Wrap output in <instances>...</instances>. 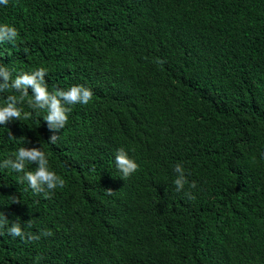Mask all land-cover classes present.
<instances>
[{
    "label": "trees",
    "instance_id": "obj_1",
    "mask_svg": "<svg viewBox=\"0 0 264 264\" xmlns=\"http://www.w3.org/2000/svg\"><path fill=\"white\" fill-rule=\"evenodd\" d=\"M0 24L13 79L44 67L50 93L94 92L59 133L31 89L29 118L0 125V164L41 147L66 181L45 198L0 167V264H264V0H9ZM178 162L195 189L176 191ZM17 219L53 235L11 236Z\"/></svg>",
    "mask_w": 264,
    "mask_h": 264
},
{
    "label": "clouds",
    "instance_id": "obj_2",
    "mask_svg": "<svg viewBox=\"0 0 264 264\" xmlns=\"http://www.w3.org/2000/svg\"><path fill=\"white\" fill-rule=\"evenodd\" d=\"M9 0H0V5L7 6ZM19 33L14 26L7 24H0V43H12L15 45L16 39ZM27 54L28 49H24ZM158 63H163L161 60H157ZM48 70L44 67H40L31 73H22L12 78L11 72L3 66L0 62V94L14 90L19 92L20 95H8L4 99V106H0V125H6L12 120L28 119L30 113L25 112L22 105L25 98L29 97V89H31V98L27 100V107L36 111H46L44 121L47 124L48 129L53 133H59L68 123L69 113L71 112V105L75 104H89L94 96V92L90 88H86L82 85H75L67 90H56L54 92L48 91V85L45 81ZM10 139H16L12 133L8 132ZM58 140V135L53 134L48 143L55 144ZM13 158L5 159L0 167L11 168L16 172H24L21 182L27 181L29 188L34 194L45 195L48 198V194L57 188H63L66 185L65 179L58 175L54 170L49 167V158L45 152L40 148L32 147H20L16 153L13 154ZM26 164H35L37 167L34 171H25ZM115 166L122 173L123 177L127 178L133 173L139 170V165L128 156V153L120 148L115 155ZM173 171L177 174L173 181L176 191H183L185 185L189 188L195 189L197 184L195 181L189 182L185 168L182 163H176ZM112 190H106L107 195H112ZM189 199H194L190 192L185 193ZM14 203H19V200L14 198ZM0 228H4L9 221L5 215L0 212ZM28 226L31 227V222L28 221ZM7 233L14 237H20L27 242H35L40 240L41 236H52L53 233L48 230L42 232L40 235L25 232L22 230L21 224L17 219L16 222H11V226L7 228ZM4 235L3 231H0V236ZM40 257H37V261Z\"/></svg>",
    "mask_w": 264,
    "mask_h": 264
},
{
    "label": "bare ground",
    "instance_id": "obj_3",
    "mask_svg": "<svg viewBox=\"0 0 264 264\" xmlns=\"http://www.w3.org/2000/svg\"><path fill=\"white\" fill-rule=\"evenodd\" d=\"M198 203V202H197Z\"/></svg>",
    "mask_w": 264,
    "mask_h": 264
}]
</instances>
